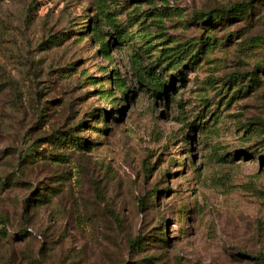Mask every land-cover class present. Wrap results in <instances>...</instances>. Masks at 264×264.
Returning <instances> with one entry per match:
<instances>
[{
    "label": "rangeland",
    "instance_id": "1",
    "mask_svg": "<svg viewBox=\"0 0 264 264\" xmlns=\"http://www.w3.org/2000/svg\"><path fill=\"white\" fill-rule=\"evenodd\" d=\"M245 253L264 0L0 1V264H264Z\"/></svg>",
    "mask_w": 264,
    "mask_h": 264
},
{
    "label": "trees",
    "instance_id": "2",
    "mask_svg": "<svg viewBox=\"0 0 264 264\" xmlns=\"http://www.w3.org/2000/svg\"><path fill=\"white\" fill-rule=\"evenodd\" d=\"M2 1V0H0ZM248 6H250V4H246V3H238L235 4L229 8H222V9H210L208 11H203V12H198L196 13V16L199 20H201V22L207 24V25H215L217 24V22H219L220 20H224L225 18H241L243 16H245L248 12ZM263 68V66H262ZM150 80L153 79L152 76H149ZM155 77V76H153ZM156 88L158 90V93H162L165 90L168 89V84L166 81H160L157 80V82H155ZM58 139V138H57ZM135 241H133L132 243H134ZM243 254V253H242ZM248 255V257L252 258V259H261V261L264 263V254L260 255V256H254V255H250V254H246Z\"/></svg>",
    "mask_w": 264,
    "mask_h": 264
}]
</instances>
